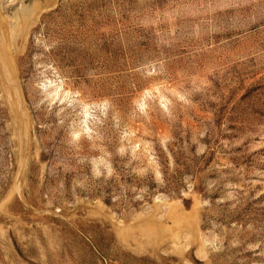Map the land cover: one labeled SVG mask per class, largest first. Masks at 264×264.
<instances>
[{
	"label": "rangeland",
	"instance_id": "374dc122",
	"mask_svg": "<svg viewBox=\"0 0 264 264\" xmlns=\"http://www.w3.org/2000/svg\"><path fill=\"white\" fill-rule=\"evenodd\" d=\"M139 258L264 264V0H0V264Z\"/></svg>",
	"mask_w": 264,
	"mask_h": 264
},
{
	"label": "trees",
	"instance_id": "16d2710c",
	"mask_svg": "<svg viewBox=\"0 0 264 264\" xmlns=\"http://www.w3.org/2000/svg\"><path fill=\"white\" fill-rule=\"evenodd\" d=\"M40 161L46 163L47 165V176L49 175V170L50 168L53 166V151L47 147V146H43L42 145V152L40 154ZM46 176V177H47ZM148 187V186H147ZM151 188H153L152 186H149L148 189L151 190ZM104 195H103V202L104 204H106L107 206H113V204L111 203V191L109 188L104 189L103 191ZM164 192L169 193L168 189H166ZM134 208L138 207V204L133 205ZM115 262V260H114ZM129 264H156L153 262L148 261L147 259H143V258H139V259H133L132 263Z\"/></svg>",
	"mask_w": 264,
	"mask_h": 264
},
{
	"label": "bare ground",
	"instance_id": "6f19581e",
	"mask_svg": "<svg viewBox=\"0 0 264 264\" xmlns=\"http://www.w3.org/2000/svg\"><path fill=\"white\" fill-rule=\"evenodd\" d=\"M26 16L29 18L30 15H26Z\"/></svg>",
	"mask_w": 264,
	"mask_h": 264
}]
</instances>
